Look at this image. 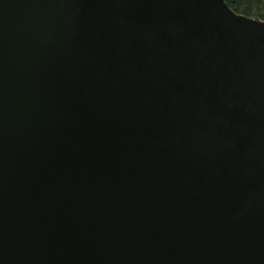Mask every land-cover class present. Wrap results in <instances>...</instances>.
Segmentation results:
<instances>
[{"label":"water","instance_id":"95a60500","mask_svg":"<svg viewBox=\"0 0 264 264\" xmlns=\"http://www.w3.org/2000/svg\"><path fill=\"white\" fill-rule=\"evenodd\" d=\"M0 264H264V20L0 0Z\"/></svg>","mask_w":264,"mask_h":264},{"label":"trees","instance_id":"16d2710c","mask_svg":"<svg viewBox=\"0 0 264 264\" xmlns=\"http://www.w3.org/2000/svg\"><path fill=\"white\" fill-rule=\"evenodd\" d=\"M236 12L264 20V0H226Z\"/></svg>","mask_w":264,"mask_h":264}]
</instances>
